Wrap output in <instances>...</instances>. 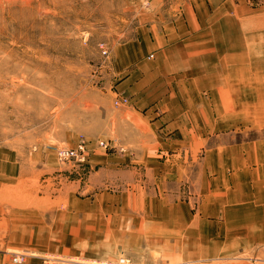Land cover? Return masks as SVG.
I'll list each match as a JSON object with an SVG mask.
<instances>
[{
  "label": "rangeland",
  "instance_id": "1",
  "mask_svg": "<svg viewBox=\"0 0 264 264\" xmlns=\"http://www.w3.org/2000/svg\"><path fill=\"white\" fill-rule=\"evenodd\" d=\"M204 1L196 0V4ZM184 3L193 0H0V264H95L122 255L137 264L163 263L157 261L160 252L123 246L122 241L111 255L103 256L112 238L109 228L121 220L110 218L113 211L105 206V195L122 203L123 211H116L122 216L131 214L133 206L144 207L146 195L153 196L154 191L164 199L171 196L173 203L184 202L193 213H201L203 204L211 200L252 197L254 173H245L230 158H238L235 150L242 142L251 143L264 135V95L255 89L235 92L246 104L223 106L227 112L244 113L243 123L216 118L229 122L209 128L208 100L197 97L208 95L205 85L200 93H177L183 98L176 103L185 108L176 112L178 122L168 124L169 129L164 128L167 122H153L141 137L134 139L128 133L125 109L130 99L116 92L120 77L127 73L122 67L125 57L131 60L127 69L147 77L150 69L140 67L144 70L140 75L135 67L149 53V33L159 32L162 15L174 14ZM234 99L229 92L221 96L222 103ZM216 114H221L218 108ZM186 119L190 123L182 122ZM185 129L189 138H180L178 130ZM251 134L259 135L241 139ZM103 140L106 147L98 144ZM79 141L89 150L87 163L58 157L57 147H73ZM259 145L258 157L248 149L245 161L264 171V141ZM135 148L173 150L176 155H150L148 160L149 155H132ZM210 148L223 150L221 154L228 158L213 171L201 164ZM151 158L167 164L156 169L153 166L160 165ZM245 161L238 159L240 166ZM213 177L220 179L209 186ZM160 183L165 184L159 188ZM206 187L211 192L216 188L210 200L202 191ZM257 200L262 201L257 208L243 211L254 218L248 228L264 232V195L257 194ZM90 202L100 204L103 210L98 212L104 214L103 221H87L93 234L83 229L61 230L65 221L57 219L59 213L69 211L70 206L72 211L95 210L90 209ZM223 230L217 224L202 232L217 235ZM236 230L229 227L228 233ZM234 243L232 251H212L208 259L202 256L195 261L180 250L163 246L161 251H172L167 256L171 264H262L264 252L257 248L262 243L238 234ZM16 254L23 255L20 262L12 261Z\"/></svg>",
  "mask_w": 264,
  "mask_h": 264
},
{
  "label": "crops",
  "instance_id": "2",
  "mask_svg": "<svg viewBox=\"0 0 264 264\" xmlns=\"http://www.w3.org/2000/svg\"><path fill=\"white\" fill-rule=\"evenodd\" d=\"M204 2L196 4V0H193V3H184L175 9L174 14L162 15L160 31L149 33L150 41L148 43L151 45L146 49V52L149 53H146L144 61L138 62L135 67L140 75L144 71L140 67L146 70L150 69L147 77L145 75L139 77L134 74L133 69H127L131 60L128 56L125 57L127 59L122 67L126 69L127 73L120 77L116 84V92L119 95H126L130 99V105L125 111L129 114L126 121L129 125L128 133L132 138L136 139L146 134L145 129L147 127L151 129L153 122L157 124L167 122L165 127L163 126L167 129H169L168 124H176L178 122L177 117H174L176 112L180 108H185L176 103L181 97L177 94L178 92L185 94L200 93L205 90L204 86L207 85L208 95L203 97L201 94H197V97L199 101L205 98L208 100L209 121L207 123L211 125L209 128L217 122H229L226 119L217 121L216 118L225 117L231 118L235 123L244 122L243 120L246 118L244 113L236 115L227 112L223 107L233 103H247L235 92L246 91L250 87L264 95V0H206ZM124 53L126 54V51ZM225 92L235 95V99L230 103L227 101L222 103L221 96ZM217 98L219 102L216 101ZM157 100H161V104ZM194 106L195 109H199L198 105ZM216 108L220 110L221 114H216ZM158 113L159 116H156ZM163 119H166L165 122H162ZM182 122L186 124L190 123V120L186 119ZM178 133L180 138H189V130L187 129L185 131L178 130ZM255 135L259 134H251L249 137L241 139L253 138ZM167 137H171V140L175 139L169 134ZM263 141L264 135L251 143L242 142L235 150L238 158L236 160H233L234 157L230 158L232 164L233 162L237 164V167L245 173L250 171L254 173L255 191L252 197L246 201H233L234 199H231L224 202L222 199H218L213 202L211 200L207 204H203L201 213H193L184 202L173 203L169 200L171 196L166 200L161 192L154 191L153 196L146 195L143 202L144 207L139 209V207L133 206L131 214L122 216L116 212L118 209L123 211L122 203L119 205L115 196L105 195V206L109 211H113L110 218H121L122 222L121 220L118 223L115 222L109 228V237L112 238L109 243L110 246L102 253L103 256L111 255L114 252L113 247H118L122 241L123 246L124 244H131L136 248L143 247L148 251L160 252L157 261L166 262L159 264L170 263L167 256L172 251L163 253L161 251L163 246L173 248L175 251H183L188 254V258L191 260L202 256L208 259L209 253L212 251H232L237 234L246 235L247 238L262 243L257 248L264 252V232L257 228L250 230L248 223L254 218L250 214L246 215L247 213L243 211L247 207L257 208L262 203V201L257 200V194L264 195V171L253 163H246L245 160L248 149L250 155L258 157L259 143ZM243 145H250L251 148L245 149ZM241 148L243 155H240ZM172 151L157 148L152 151L146 150V153L144 150L131 149L132 155H149L148 160L150 155H176ZM221 151L223 150L219 148L206 149L201 164L211 168V171L214 167L221 166L224 161L228 160L221 154ZM220 157L221 161H219ZM89 159L90 156L88 155L87 161ZM238 159L245 161V164L240 166ZM151 160L160 165L153 166L156 169L167 164L166 160L152 158ZM142 168L145 171H151L149 167ZM203 173L206 175L205 169ZM170 175L173 173H169ZM217 179L220 177L211 178L209 186H212L213 181ZM247 182L249 181L247 180ZM163 184L165 183L158 184L159 188ZM168 186H172V184ZM211 190L212 192L208 187L202 189L208 200L212 199L216 188ZM114 200L116 201L114 202ZM89 204L92 205L90 209L95 210L72 211L70 206L69 211L59 213L57 219L65 221L61 224V230L76 232L83 229L93 234L94 228L91 227V222L87 221H103L104 214L98 212V210H103L100 204L96 202ZM226 212H234V214L225 217ZM206 223L208 226H204ZM229 223L234 224L231 226ZM217 224L220 228L222 225L224 226V230L217 235L202 232L205 228L210 229ZM93 226L95 227V223ZM229 227L237 230L242 229V232L236 230L234 234H232L233 232L228 233ZM99 231L104 234L103 227H99ZM95 250H98L97 247ZM176 259L179 257L177 256ZM225 264L234 263L227 261ZM241 264H248V261Z\"/></svg>",
  "mask_w": 264,
  "mask_h": 264
},
{
  "label": "built area",
  "instance_id": "3",
  "mask_svg": "<svg viewBox=\"0 0 264 264\" xmlns=\"http://www.w3.org/2000/svg\"><path fill=\"white\" fill-rule=\"evenodd\" d=\"M121 101L124 102L125 99L124 101L123 100ZM118 103L119 101L116 100L115 104L118 105ZM98 144L102 147L107 146V143L104 140L99 141ZM88 154H89V150L84 141H79L73 147H57V155L59 158L63 160H71L84 164L87 163ZM22 259H23L22 254H16L15 256H13L12 261L20 262ZM89 264H93V263H89ZM95 264H137V263L134 262L130 257L122 255L113 260H107L101 262L95 261ZM166 264H171V263H166ZM177 264H182V263H177Z\"/></svg>",
  "mask_w": 264,
  "mask_h": 264
}]
</instances>
